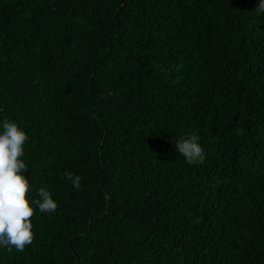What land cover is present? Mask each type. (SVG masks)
Wrapping results in <instances>:
<instances>
[{
  "label": "trees",
  "instance_id": "16d2710c",
  "mask_svg": "<svg viewBox=\"0 0 264 264\" xmlns=\"http://www.w3.org/2000/svg\"><path fill=\"white\" fill-rule=\"evenodd\" d=\"M257 5L0 0V118L27 133L26 198L57 201L0 264H264Z\"/></svg>",
  "mask_w": 264,
  "mask_h": 264
},
{
  "label": "clouds",
  "instance_id": "9594fccd",
  "mask_svg": "<svg viewBox=\"0 0 264 264\" xmlns=\"http://www.w3.org/2000/svg\"><path fill=\"white\" fill-rule=\"evenodd\" d=\"M256 9L264 11V0H258ZM27 133L15 120L0 118V247L15 246L23 249L33 239L30 217L33 205L40 211L51 212L56 209L57 201L46 187L37 188V198H26L30 188L29 177L24 170L28 168L24 155V142ZM175 149L188 164L202 162L204 148L195 132L179 137ZM62 175L70 178L74 188H80L81 177L68 169Z\"/></svg>",
  "mask_w": 264,
  "mask_h": 264
}]
</instances>
